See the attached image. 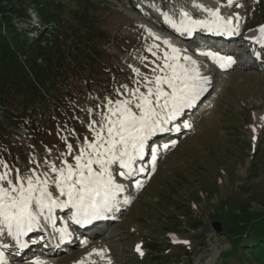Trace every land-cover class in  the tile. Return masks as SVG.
I'll use <instances>...</instances> for the list:
<instances>
[{"label": "rangeland", "instance_id": "1", "mask_svg": "<svg viewBox=\"0 0 264 264\" xmlns=\"http://www.w3.org/2000/svg\"><path fill=\"white\" fill-rule=\"evenodd\" d=\"M94 1L106 9L99 27L108 36L100 46L103 54L109 55L105 59L110 69L107 72L102 68L101 76L108 82L96 84L101 91L98 87L85 88V80L76 77L62 86V92L81 96V104L75 108L64 105L67 114L72 115L76 135H70L64 110L41 106L44 114L38 116L43 124L49 123V131L44 129L41 133L46 147L51 144L45 141L60 140L72 144L77 154L88 142H94L96 132L89 125L94 120L101 121L102 114L107 112L108 100L130 99L136 87L146 93L144 76L155 79L153 61L161 63V46L171 54V47L164 43L153 49L157 56L148 51L149 47L158 45L156 38L170 41L171 46L179 49L186 42L175 35L179 27H172V22L175 24L179 16L173 14L171 4L177 11L178 7L183 9L182 6L193 10L191 5L202 3V0H166L161 5L157 0H149L151 4L146 0L147 5L142 8L139 0ZM205 4L207 10L219 11L226 20V15L233 17L238 29L244 27L243 34L236 33L232 40L249 35L245 31L251 27L257 30L264 27V0H232L231 4L229 0H207ZM68 9L66 6L64 10L67 16ZM185 12L189 13L188 10ZM194 15V12L188 14V18ZM211 16L209 14L205 20H213ZM160 24L172 32L160 31L157 29L162 28ZM21 25L26 27V24ZM262 66L256 70L237 68L226 78H217L225 88L213 109L201 117L185 140L175 145L174 149L177 148L173 153L171 150V154L159 162L148 187L143 186L131 197L127 215L105 231L107 234L103 238H109L103 245L81 246L80 252L44 264H141L134 259L137 251H132V247L135 245L142 247L143 254H140L147 258L142 264H154L155 261H159L158 264H256L243 261L237 251L230 257V252L237 250L234 238L241 236L242 244L251 239L249 232L242 229L246 227L243 221L264 214V64ZM133 69H138L142 75H137ZM78 85L85 89L79 90ZM92 86H95L93 82ZM73 114L85 120L81 127ZM11 130V144L1 143L5 147L1 152L27 154V158L0 159L9 166L8 169L0 166V173L11 169L9 179L14 182L17 169L25 176L32 175L33 170L41 176L47 174L50 190L54 196H59L58 189L52 185L55 174L51 173L50 165L63 167V160L75 165L74 158L67 153L56 157L52 151H40L45 145L31 141L24 129ZM66 145L62 144L63 147ZM10 148L13 151H9ZM113 169L115 174L118 169L115 166ZM123 183L128 193V182L123 180Z\"/></svg>", "mask_w": 264, "mask_h": 264}, {"label": "snow or ice", "instance_id": "2", "mask_svg": "<svg viewBox=\"0 0 264 264\" xmlns=\"http://www.w3.org/2000/svg\"><path fill=\"white\" fill-rule=\"evenodd\" d=\"M231 3L232 0H229V4ZM184 15L188 14L185 12ZM211 15L215 18L211 22L189 20L177 31L187 34L194 33L196 29H204L210 33L236 34L237 28L233 26L231 19L226 20L219 11H213ZM172 27L176 28V25L173 24ZM260 33L257 43L264 44V27L260 28ZM163 43L171 47V54L168 51L162 53L160 58L163 63L153 61L155 66L152 72L155 79L144 76L146 93L136 87L132 90L130 99L108 100L107 112L102 114L101 121L94 120L89 125L96 132L94 142H88L78 154L74 152L72 144L66 145L67 154L74 158L75 165L62 157L63 167L50 165L51 173L55 174L52 185L58 189L59 196L66 199L54 197L47 174L41 176L33 170L32 175L25 176L20 175V170L17 169L14 182L9 179L11 169L0 173V228L6 229L14 239L19 240L38 230L41 218L54 223L53 213L56 209H74L72 219L75 224L84 227L104 221L109 218L108 214L119 210L117 197L125 191V187L116 182L112 167L125 170L119 171V175L129 179L136 173L148 171L143 166L135 165L137 161L144 160L146 149L151 160L156 161L158 149L150 147L151 138L166 131L179 132V126L168 128L166 125L175 122L185 110L194 108L211 83L195 67L196 61L192 57H182L181 49L171 46L170 41L165 40ZM158 47L159 45H153L148 51L157 56L153 49ZM203 54L224 60L220 64L221 68L235 63L231 58L217 57L212 52ZM133 71L142 75L138 69ZM183 127L189 128L191 125L185 122ZM163 147L168 148L169 145L165 144ZM0 166L9 168L4 162H0ZM135 186L139 188L142 185L137 181ZM123 203L130 204L131 200L125 198ZM62 232L67 235L66 230ZM2 235L4 231L0 230V236ZM5 247L10 248L11 245ZM25 247V243L20 244V248ZM137 251H140L139 246ZM4 261L5 257L0 253V264H4ZM35 264L43 262L36 261Z\"/></svg>", "mask_w": 264, "mask_h": 264}, {"label": "trees", "instance_id": "3", "mask_svg": "<svg viewBox=\"0 0 264 264\" xmlns=\"http://www.w3.org/2000/svg\"><path fill=\"white\" fill-rule=\"evenodd\" d=\"M103 12L94 0H0V145H10L11 129L20 127L42 139L41 106L62 108L67 95L74 97L62 86L83 73L91 79L108 38L99 27ZM263 218L243 221L252 242L241 247V236L233 242L258 264H264Z\"/></svg>", "mask_w": 264, "mask_h": 264}, {"label": "bare ground", "instance_id": "4", "mask_svg": "<svg viewBox=\"0 0 264 264\" xmlns=\"http://www.w3.org/2000/svg\"><path fill=\"white\" fill-rule=\"evenodd\" d=\"M147 3H149V0H147ZM178 10L177 11H180L181 10V8L180 7H178L177 8ZM184 10H186V9H184ZM194 12V11H193ZM193 12H190L189 14H193ZM196 13H198V12H196ZM175 17H177L176 15H175ZM212 17V16H211ZM174 18V17H173ZM214 18V17H213ZM177 19V22L175 23V25H176V27H180L182 24L181 23H178V21H179V18L177 17L176 18ZM207 21V20H206ZM172 25H173V22H172ZM159 26H162L163 27V25L162 24H160ZM175 30V29H174ZM200 31V30H199ZM175 35H176V37H181V38H183V40L184 41H187L188 39H189V37L191 36V33H187V34H185V33H181V32H179V31H177V30H175ZM205 35V34H204ZM229 35V34H228ZM230 37H233V36H235V34L234 35H229ZM198 50H199V48H198ZM199 53V51H197L196 52V54H198ZM245 54V50L240 54V55H244ZM193 58H194V60H195V57L193 56L194 54H193V52H191V54H190ZM179 120L180 119H177V122L176 123H178L179 122ZM181 120H182V115H181ZM161 135V134H160ZM160 135H157V137L155 138V139H158L159 138V136ZM152 139V138H151ZM153 140V139H152ZM153 142H155V141H153ZM153 142H151V143H153ZM150 143V144H151ZM144 159H146V157L144 158ZM116 167V166H115ZM117 172H118V170H117ZM116 172V173H117ZM99 241H101V240H99ZM21 255L22 254H19V258H17V259H19V260H21V259H23V257H21ZM23 264H26V263H23Z\"/></svg>", "mask_w": 264, "mask_h": 264}]
</instances>
